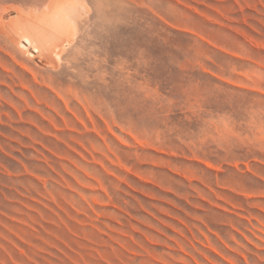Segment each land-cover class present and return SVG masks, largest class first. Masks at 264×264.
<instances>
[{
  "label": "rangeland",
  "instance_id": "1",
  "mask_svg": "<svg viewBox=\"0 0 264 264\" xmlns=\"http://www.w3.org/2000/svg\"><path fill=\"white\" fill-rule=\"evenodd\" d=\"M84 1L0 23V264H264V0Z\"/></svg>",
  "mask_w": 264,
  "mask_h": 264
},
{
  "label": "bare ground",
  "instance_id": "2",
  "mask_svg": "<svg viewBox=\"0 0 264 264\" xmlns=\"http://www.w3.org/2000/svg\"><path fill=\"white\" fill-rule=\"evenodd\" d=\"M84 2H85L84 0L83 2H80L79 0H56V1L50 2L47 6V9H46L47 11L43 12L42 14L36 11L24 12L20 8L15 6L10 9L8 8L7 10L5 9V12H3L0 18V23L2 22V25L4 29L6 30L4 33L7 32L6 36L7 34L9 36V37L7 36L8 39H10V41L14 44L13 46H15L16 49L22 52V54H27L29 52L27 50L30 48L29 46H31L33 48V52H35L36 55L38 54L37 56L40 57V59L43 58V60H45L44 58H46V59L53 60V56L56 50L53 46L51 47H49V45L47 46L46 45L47 42H49V44L51 42L52 45H54L53 42H56L58 40L57 37L62 31L66 32L67 35H70L69 37L73 35V31L75 30L73 24H76L77 26L76 20L77 19L80 21L81 19L84 20V14L86 15L88 14L87 13L88 10L86 11L84 8L88 9L87 7L89 6L83 7L84 5H81L82 3L86 5V3ZM79 8L81 9V11H86V12H81ZM78 11L81 13H78ZM78 14L80 15L82 14L83 18L79 19V17L81 16H79ZM80 21L79 23L82 24L83 22L82 21L80 22ZM2 25H1V29H2ZM78 30L75 32L76 36H77L76 33L78 32ZM2 31L4 30L2 29ZM61 37L62 36H60V38ZM73 40L75 41L74 38ZM73 40H70V39L66 40L70 43L68 47L71 46L72 43H74ZM66 41H65V44L67 43ZM59 42L61 44L60 40ZM63 45H61L60 46L61 49H59L61 51V54L64 53L63 52L64 49L62 47ZM65 49H66V46H65ZM59 50L56 52L57 54H55V56L58 55L59 57L61 55V54L59 55L58 53L60 52ZM27 55L29 57L32 54L30 55L27 54ZM59 63L60 61L58 62V64Z\"/></svg>",
  "mask_w": 264,
  "mask_h": 264
}]
</instances>
